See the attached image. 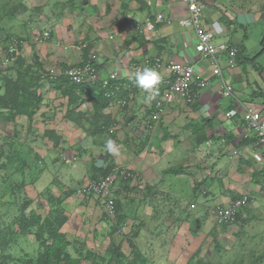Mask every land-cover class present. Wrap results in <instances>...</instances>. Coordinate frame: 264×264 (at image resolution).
I'll return each instance as SVG.
<instances>
[{
  "label": "rangeland",
  "instance_id": "1",
  "mask_svg": "<svg viewBox=\"0 0 264 264\" xmlns=\"http://www.w3.org/2000/svg\"><path fill=\"white\" fill-rule=\"evenodd\" d=\"M74 1L0 0V55L11 39L19 37L26 43L20 56L24 61L33 59L36 44L32 39L50 30L52 38H59L55 42L60 41L57 46L63 51L61 57L55 54L56 62L45 64L54 70L73 67L74 46L80 37L84 38L88 27L86 16H71L74 8L85 0ZM253 1L257 11H263L264 0ZM55 31L61 35L56 36ZM250 35L264 47V25H250ZM64 60L65 65L57 62ZM41 83L46 87V96L50 89L56 88L51 81L44 79ZM67 101L59 95L49 96L44 101L47 109L44 113L48 116L44 114L43 118L52 119L53 123L57 119L69 120L65 116ZM32 121L27 120L26 125L22 122L18 125L20 128H8L13 133L11 138L0 131V230L5 231L12 222L18 221L22 211L26 216L33 212L44 218L49 211L47 198L54 196L53 207L68 219L61 232L69 241L83 242L86 250L106 261L112 257L111 248L119 247L122 264L132 263L138 254L142 256L138 264H264L259 258L264 252V224L252 226L247 207L244 213L249 214V219L218 226L214 212L223 203H210V192L197 182L191 162H185V168L184 163L176 164L182 160V141L198 138L196 130L193 134L194 128L186 127L184 131L181 123L180 130L171 134L167 128L160 127L161 122L153 128L146 127L145 119L134 132L129 128L114 131L112 140L118 145V154H112L105 148L106 135L97 132L96 127L81 130L88 141H74V126L64 123L60 129L51 130L39 128V124L36 128L30 125ZM105 125H100L103 133L108 131ZM42 143L48 148L44 149ZM167 143H175L180 154L170 155ZM35 144L39 145L40 152H36ZM74 152L79 155L76 162H61L65 153L74 156ZM38 153L46 158L42 159ZM52 159L54 167L50 164ZM172 165L181 166V173L165 175V170ZM115 167L124 168L129 176L120 179L115 187L116 210L111 218L98 199L79 191L88 180L101 177ZM202 190H206L205 194ZM192 191L200 200L194 204L196 207L192 203ZM242 196L227 198L233 202ZM16 238L6 248L14 259L10 264H20L15 259L34 258L38 244L33 235ZM1 255L0 249V258Z\"/></svg>",
  "mask_w": 264,
  "mask_h": 264
},
{
  "label": "crops",
  "instance_id": "2",
  "mask_svg": "<svg viewBox=\"0 0 264 264\" xmlns=\"http://www.w3.org/2000/svg\"><path fill=\"white\" fill-rule=\"evenodd\" d=\"M82 3L78 8H74L71 16L75 18L86 16L87 33L83 39L80 37L78 45L74 46V61L71 63L75 65L88 58L100 70L103 77L116 72L121 94L114 100L104 102V108L100 112L102 116L95 124L87 117L96 114V108L100 103L99 90L91 88L88 94L79 95V90L76 88V97H79L80 101L78 105H74V122L57 119L53 123L52 119L43 118L47 110L44 101L49 96L59 95L66 100L68 96L64 95L63 89L58 88L50 89L46 96V87L40 83L42 86L36 89V93L42 98V105L35 110L33 121H29L26 115L17 116L13 120H5L0 115L1 133L11 138L13 133L8 132V128L18 127L22 122L26 125L27 120L29 123L32 121L30 125L36 127L39 124V128L45 127L51 130L60 129L65 123L74 126V141H88V138H83L81 130L97 127L101 121H104L105 129L108 131L100 134H105L108 141L115 136L116 129L129 128L133 132L138 129L143 125L156 102L160 101L165 110L163 120L161 118L158 122H161L160 127L167 128L171 134L181 127L184 131L186 127L191 130L194 128L193 134L195 130L198 134L195 141H182L181 145L177 144L182 147L183 161L176 164L184 163L182 165L184 167L185 162L192 163L190 166L195 170L197 182L210 192L208 199L211 204L226 205L232 201V198H227L229 195H248L251 224L263 225L264 147L246 131L242 114L248 105L260 111L264 117V47L250 38V25L257 23L264 25V9L257 11L253 0H206L202 21L207 27L217 21L224 28L220 35L214 37V43L228 42L237 49L233 65L229 64L227 54L216 56L215 62L221 70V78H219L213 75L212 61L195 51L197 37L194 30L180 24L189 15L182 0H85ZM159 14L164 18L161 22L156 20ZM147 22L154 25L152 31L140 33L135 30L136 26ZM55 35L61 34L55 31ZM57 39L59 38L36 44V55L44 69L51 66L46 65V62L53 60L56 62L55 57L58 53V56L62 54L61 46L55 44ZM85 50H87L86 55ZM153 56L160 57L165 63L193 65L196 82L204 81L206 85L205 87H200L197 83L193 85L191 94L193 101L190 104L168 93V73L165 71L158 73L161 78L157 85L158 93L136 87L135 74L130 70L131 65L141 64L145 59ZM26 62L31 65L34 60L26 59ZM57 62L67 64L65 60ZM221 79L232 87V97H224L222 94ZM67 108L68 104L65 112ZM229 111H235L236 114L226 117ZM84 113L86 117L79 121L75 120L78 115ZM40 117H42L41 122H39ZM184 142L186 145L182 146ZM42 144L44 149L48 148L45 147L46 143ZM174 145L175 143H167L166 150L170 155L178 156L179 148H175ZM35 146L36 152H40L39 145L35 144ZM38 154L42 159L46 158L43 154ZM76 157L78 160L79 155ZM52 162L53 159L50 160V164ZM51 165L54 167L53 164ZM142 168L144 169L143 166ZM205 191L202 190V193L205 194ZM202 193L200 191L201 195ZM190 195L193 205L200 202L193 191ZM249 214L240 212L242 219H249Z\"/></svg>",
  "mask_w": 264,
  "mask_h": 264
},
{
  "label": "built area",
  "instance_id": "3",
  "mask_svg": "<svg viewBox=\"0 0 264 264\" xmlns=\"http://www.w3.org/2000/svg\"><path fill=\"white\" fill-rule=\"evenodd\" d=\"M182 1L186 5L189 15L180 22L181 26L194 30L197 37L195 51L200 53L202 57L212 61L213 75L221 78L220 67L217 62H215L216 56L223 53L227 54L229 64L233 65L237 55V49L230 46L228 42L219 44L214 43V37L220 35L224 28L217 21L212 22L208 27L202 21V14L206 8V0ZM156 20L157 22H161L164 18L159 14ZM153 28L154 25L147 22L144 25L136 26L135 30L140 33H148L152 31ZM48 40H50V34L48 32L44 33L41 37L34 38L35 42H47ZM24 46L25 43L22 40L13 38L10 41L6 50L0 55V72L12 66L14 58L19 55ZM145 68L154 69L158 73L161 71L168 73V93L180 97L187 104L193 101L191 95L193 85L196 83L200 87H205L206 85L204 81H200L199 83L196 82L193 65L186 63H165L160 57L153 56L145 59L141 64H132L130 70L133 74H136L137 71H142ZM42 77V79H47L48 81H56L59 77H65L84 94H88L91 88L98 87L103 91L104 97L108 100H114L121 94V89L117 85L118 74L112 72L106 77H103L100 70L91 60L81 61L73 67H68L64 70L58 68L55 70L47 69L46 74ZM220 89L224 97H232V87L226 84L222 79L220 81ZM235 114V111H229L226 113V117H232ZM162 116V103L158 101L146 118V127L153 128L161 120ZM242 120L246 131L255 137L259 145L264 147V117L262 113L247 105L243 110ZM61 158V162H75L77 160L76 156L68 153H65ZM128 176L129 173L124 168L115 167L104 176L88 180L79 192L98 199L101 206L112 218L116 210L113 198L115 187L120 179H126ZM248 205L249 198L243 195L230 204L217 206L214 212L216 224L218 226L235 224L240 212L244 211Z\"/></svg>",
  "mask_w": 264,
  "mask_h": 264
},
{
  "label": "trees",
  "instance_id": "4",
  "mask_svg": "<svg viewBox=\"0 0 264 264\" xmlns=\"http://www.w3.org/2000/svg\"><path fill=\"white\" fill-rule=\"evenodd\" d=\"M16 38L24 41L22 38ZM86 53L87 50L84 51L85 55ZM33 60L34 62L28 65L21 56H17L13 61L12 67L0 72V82L3 83V86L0 87V90H2V93H0V115L5 120H13L20 115H26L31 120L35 110L41 104L42 98L36 93V89L40 86L42 76L46 74V70L43 68V64L39 62L36 53L33 54ZM87 60L88 58H85L84 61ZM65 68L67 67H62V69ZM7 73L8 75H2ZM51 83L56 88L63 89L64 95L68 96V108L65 116L74 122V107L80 101V98L76 97V88L78 87L65 77H59L56 81H51ZM92 89L99 90L100 103L99 107L96 108V114L87 118L90 119L91 123L94 122L96 124L102 116L100 112L104 108V102L109 100L104 97L103 91L98 87H93ZM78 94H82V91H79ZM83 117H86L85 113L78 115L75 120L79 121ZM101 124H105V122L101 121L96 127L99 133H102ZM92 125L94 126V124ZM110 170L108 169L104 175ZM180 173L181 167H171L164 172V174L175 175ZM98 177L100 176L92 179ZM54 200H56L54 196L47 198L46 205H48L49 211L44 218L33 212L26 216L22 211L18 221L12 222L5 231L3 229L0 230V249L2 251L0 264H10V262L14 261L11 255L7 253L6 248L11 246L12 241L17 240V236H26L28 234L33 235L34 241L38 244V250L34 258L19 261L15 259V262L20 264H82V262H88V264H122L120 263V257L123 258V255L119 247L111 248L112 257L109 261H106L105 258L98 257L91 251L86 250L83 242L77 240L69 241L66 234L61 232L68 219L60 209L53 207ZM240 219L241 215L239 214L237 221ZM34 228L35 230L33 231ZM130 243L132 244V240H130ZM141 258L142 256L138 254L130 264H138ZM259 258L261 261L264 260V252Z\"/></svg>",
  "mask_w": 264,
  "mask_h": 264
},
{
  "label": "clouds",
  "instance_id": "5",
  "mask_svg": "<svg viewBox=\"0 0 264 264\" xmlns=\"http://www.w3.org/2000/svg\"><path fill=\"white\" fill-rule=\"evenodd\" d=\"M44 31H45L44 33L48 32L50 34V40L47 41V42H50L52 40V35H51L52 33H51V31L50 30H44ZM44 33H42V35ZM42 35H38L37 37H41ZM34 38L32 39V43L37 44V43L43 42V41L35 42L34 41ZM16 39H18V38H16ZM24 43H25V41H24ZM57 43L59 44L60 41H56L55 42L56 45H57ZM25 45H26V43H25ZM23 49H24V47L21 49V51H20V53H19L18 56H20V54H21V52H22ZM45 70H47V69H45ZM160 79L161 78H160V76H159V74H158V72L156 70L150 69V68H145L142 71H137L136 72L135 78H134V83H135L136 87H138L139 89H142L144 91H150L151 90V91H153L155 93H158L157 85L160 83ZM42 80H44V79H42ZM45 80H47V79H45ZM105 148H106V150L109 153L118 154V145H116V143L113 140H111V139H109L106 142Z\"/></svg>",
  "mask_w": 264,
  "mask_h": 264
}]
</instances>
